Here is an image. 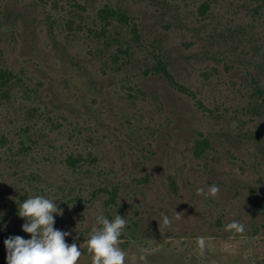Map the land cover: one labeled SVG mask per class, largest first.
<instances>
[{
    "label": "rangeland",
    "instance_id": "rangeland-1",
    "mask_svg": "<svg viewBox=\"0 0 264 264\" xmlns=\"http://www.w3.org/2000/svg\"><path fill=\"white\" fill-rule=\"evenodd\" d=\"M0 69V264L34 195L76 264L116 213L125 264H264V0H0Z\"/></svg>",
    "mask_w": 264,
    "mask_h": 264
},
{
    "label": "clouds",
    "instance_id": "clouds-1",
    "mask_svg": "<svg viewBox=\"0 0 264 264\" xmlns=\"http://www.w3.org/2000/svg\"><path fill=\"white\" fill-rule=\"evenodd\" d=\"M217 192L218 187L214 185L208 191L204 188L197 189V194L205 198ZM57 199L60 198L34 195L19 204L17 215L24 220L21 230L30 234V238L10 235L3 241L6 264H76L81 256L80 246L65 241V237L71 235L70 232L54 228L53 214L59 215L62 212L55 202ZM95 222L96 227L89 235L86 248L91 264H125V252L117 246V242L126 227V220L116 213L111 220L104 215H96ZM158 222L160 227L168 226L171 221L164 216ZM4 227L0 225V231ZM225 227L226 230H234L236 233L244 231V225L238 221L230 222ZM203 244L201 238V247ZM140 259L144 260L145 256L141 255Z\"/></svg>",
    "mask_w": 264,
    "mask_h": 264
},
{
    "label": "trees",
    "instance_id": "trees-1",
    "mask_svg": "<svg viewBox=\"0 0 264 264\" xmlns=\"http://www.w3.org/2000/svg\"><path fill=\"white\" fill-rule=\"evenodd\" d=\"M105 12V17H115L118 21L126 24L128 23V15L123 12V11H119V10H114V9H106L104 10ZM133 32L134 35L137 37L138 36V32H137V28L134 27L133 28ZM156 72L158 73H164L165 75H167L168 77H170V74L167 70V66L166 64L162 61V60H158L157 64H156ZM12 78V74L6 70L0 69V89H4L9 81H11ZM74 162H79L78 158H73ZM112 201L113 198H111Z\"/></svg>",
    "mask_w": 264,
    "mask_h": 264
}]
</instances>
